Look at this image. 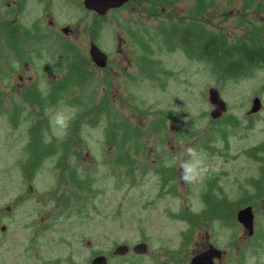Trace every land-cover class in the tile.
<instances>
[{
    "label": "rangeland",
    "instance_id": "1",
    "mask_svg": "<svg viewBox=\"0 0 264 264\" xmlns=\"http://www.w3.org/2000/svg\"><path fill=\"white\" fill-rule=\"evenodd\" d=\"M13 1L0 0V28L14 24L40 30L30 38L17 35L19 45L31 51L24 56L10 50L0 34V211L6 227L0 257L7 258L0 264H23L29 257L55 260L77 251L75 256L85 259L93 252L109 254L112 264H159L170 256L185 264L190 243L183 234L192 211L204 206L203 194L223 189L235 198L239 185L245 182L244 189H249L248 181L257 176L255 160L264 161V68L223 80L208 64L178 49L167 51L157 29L167 15L186 16L192 0L157 15L148 14L147 0H130L103 19L84 9L83 0H27L19 10ZM243 4L215 0L199 19L229 41L250 34L264 41V11L242 9ZM132 30L153 50L151 74L142 68L139 57L145 53L129 34ZM92 34L107 56L104 68L90 62ZM76 56L88 64L86 80L52 101L53 86L66 77ZM41 83L47 85V95L38 104L30 100L29 90L42 94ZM209 89H216L226 104L217 120L210 116L214 106ZM255 98L261 107L250 114ZM105 101V111L97 114L96 106ZM61 103L74 106L77 115L66 135L57 139L47 112ZM157 122L162 128L154 130ZM112 124L119 125L117 133L127 125L138 128L137 145L109 143ZM35 138L51 144L54 152L31 171L27 159ZM189 147L202 156L200 178L192 182L182 178L180 167L189 158ZM128 148L133 163L118 164ZM206 220L197 233L219 236L221 223ZM260 227L264 231V215L258 217ZM236 229L234 224L228 228L230 264H239L234 262L239 249L231 245L236 244ZM137 243L146 244V254L129 252L125 261L113 259L115 246ZM179 250L180 255H172ZM255 251L245 248L241 264H264V243Z\"/></svg>",
    "mask_w": 264,
    "mask_h": 264
},
{
    "label": "trees",
    "instance_id": "2",
    "mask_svg": "<svg viewBox=\"0 0 264 264\" xmlns=\"http://www.w3.org/2000/svg\"><path fill=\"white\" fill-rule=\"evenodd\" d=\"M180 1L184 0H147V12L149 15H157L161 9L171 8ZM214 1L192 0L193 6L187 12L186 16L180 18H174L170 15L166 16V21L161 23L157 29V33L161 35L166 50L173 51L174 49H178L186 57L208 64L214 73L219 74L223 80L236 79L240 75L250 71L251 68H264V41L259 35L250 34L244 38L229 41L225 35L215 33L201 22L199 17L213 6ZM242 1L244 3L242 9L249 10L253 8L256 11H264V0ZM39 30L40 28L38 27H33L28 30L10 24L7 28H0V34L5 36L3 39L7 42L6 46L10 50L18 56H24L25 54L30 55L31 51H28L27 47L23 48L19 45L17 35L22 33L27 38H30L34 34L39 35ZM129 34L137 41L145 53V56L139 57L143 70L147 74L153 73V61L149 59V56L153 53L151 46L137 32L132 30L129 31ZM28 57L26 56V58ZM87 65V62L83 58L76 56L74 62L68 66L66 77L53 86V91L51 96H49L50 99L54 101L67 87L80 85L86 80ZM29 95L32 102L41 103L42 94L38 90L30 88ZM106 105V101L97 105L95 109L98 110L95 112L101 115L105 111ZM161 123H155L153 129H161ZM117 129H119V125L112 124L111 131H108L107 135L109 143L114 141L117 145L124 146L128 141H131L134 145H137L138 139L140 138L138 128H132L127 125L122 130V133L115 132ZM34 143L35 145L29 148V158L27 159L31 171L41 164L43 158L54 152L51 144L46 145L39 138H35ZM204 145L205 147L209 146V142H204ZM116 162L127 166L133 163L129 148L125 149L123 155H120ZM72 178L74 183H77L80 187L79 178L74 177V175ZM84 183L86 182L84 181ZM64 200L67 202L69 199L64 198L62 201Z\"/></svg>",
    "mask_w": 264,
    "mask_h": 264
},
{
    "label": "flooded vegetation",
    "instance_id": "3",
    "mask_svg": "<svg viewBox=\"0 0 264 264\" xmlns=\"http://www.w3.org/2000/svg\"><path fill=\"white\" fill-rule=\"evenodd\" d=\"M40 4H44L46 0H36ZM27 0H14L12 6L15 7V10H19L23 8L24 4H26ZM122 8V7H121ZM119 8V9H121ZM119 9H111V11H118ZM91 12V11H90ZM107 12V13H108ZM94 15L95 13L92 12ZM97 19H103L104 17L97 16ZM64 29V28H63ZM63 32H66L64 30ZM70 34V31L67 29V33L64 35L67 36ZM90 45L94 42V37H90ZM262 148L264 149V143L262 144ZM256 164H258V173L257 176L248 181L249 189H244L245 182L242 185H239V194L235 198H229L228 194L222 189L219 193H205L203 194L201 200L203 201V207L198 212H193L190 214V221L188 225V230L184 233V238L186 241L190 243V250L188 252V258L185 260L187 264H192V261L195 258L210 254L207 256L209 259L201 258L199 260L200 264L211 263V264H230L232 261H229L228 254V245H229V237H228V228L230 224H234L236 226V234L233 239L235 241V245L231 243L232 246L238 247L239 251H237L238 257L234 261L236 263L241 264L243 261V251L245 248H252L253 250L259 251L261 244L264 243V231L260 227L257 230V220L258 217H262L264 215V209L261 208L262 202H264V161L261 159L255 160ZM212 200V201H211ZM250 208V213L252 214V229L246 227L243 223L238 221V213L243 209ZM221 211L219 212V210ZM9 211V209H7ZM258 213H262L259 214ZM249 214V213H248ZM258 215V217H257ZM193 217V218H192ZM4 214L0 211V235L6 233V227L3 223ZM195 218V221L192 219ZM207 218L214 219L221 223L220 226V234L219 236L210 235L208 231L197 233V227L201 224L204 226V222H206ZM234 231V232H235ZM223 238V239H222ZM237 241V242H236ZM224 242V246H223ZM4 243L3 239H0V245ZM78 244L82 243L79 242ZM140 243L135 244L130 247L126 244H121L115 246L112 251V255L114 256V260H126L129 252L135 253L133 251L134 247ZM187 244V242H184ZM126 246L128 249L124 255L115 254L118 246ZM184 246V245H183ZM223 246V247H222ZM241 250V251H240ZM255 251L254 253H256ZM77 252H69L66 256L57 258L55 260H39L33 259L32 257L26 258V260H21L23 264H94V260L98 257H104L105 264H112L110 262L109 254H104L102 252H93L91 255L85 259L84 257H77L75 254ZM147 253V250L144 254ZM136 254V253H135ZM141 255V254H138ZM172 255H180V250L175 251ZM6 257H0V261H5ZM128 264L127 262H124ZM185 263V264H186ZM6 264H17L16 262L6 263ZM20 264V263H19ZM159 264H182V259L180 257L170 256V259L166 262L165 258L160 259ZM184 264V263H183Z\"/></svg>",
    "mask_w": 264,
    "mask_h": 264
},
{
    "label": "water",
    "instance_id": "4",
    "mask_svg": "<svg viewBox=\"0 0 264 264\" xmlns=\"http://www.w3.org/2000/svg\"><path fill=\"white\" fill-rule=\"evenodd\" d=\"M129 0H83V6L86 10L93 11L99 16H104L108 10L118 9ZM89 56L94 65L99 68H104L107 64V56L104 54L95 44L91 43ZM209 102L214 106V110L210 113V116L213 120L220 118L222 113L226 110V104L219 97V94L216 89H209L208 91ZM261 107V102L258 98H255L252 101V108L249 111L250 114L257 113ZM249 213V214H248ZM238 221L243 223L246 227L252 229V214L250 213V208L241 210L238 213ZM126 246H118L115 251L117 255H124L127 251ZM147 250V246L144 243L138 244L134 247L133 251L136 254H144ZM210 254L195 258L192 261V264H200L199 260L201 258L209 259L207 256ZM104 257H98L94 260V264H105ZM204 264V263H203ZM205 264H211L206 263Z\"/></svg>",
    "mask_w": 264,
    "mask_h": 264
},
{
    "label": "clouds",
    "instance_id": "5",
    "mask_svg": "<svg viewBox=\"0 0 264 264\" xmlns=\"http://www.w3.org/2000/svg\"><path fill=\"white\" fill-rule=\"evenodd\" d=\"M40 90L42 95H47L46 84L41 83ZM47 114L52 136L62 139L66 135L70 123L76 118L77 109L74 106L61 103L50 107ZM44 135L46 139L51 138L47 132ZM186 152L189 158L180 165L183 173L182 178L189 182L196 181L201 174L202 156L195 148L189 147Z\"/></svg>",
    "mask_w": 264,
    "mask_h": 264
}]
</instances>
